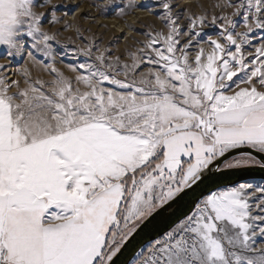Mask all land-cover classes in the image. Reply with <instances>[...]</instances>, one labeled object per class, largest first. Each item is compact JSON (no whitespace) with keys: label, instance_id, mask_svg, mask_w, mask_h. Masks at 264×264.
<instances>
[{"label":"snow or ice","instance_id":"obj_1","mask_svg":"<svg viewBox=\"0 0 264 264\" xmlns=\"http://www.w3.org/2000/svg\"><path fill=\"white\" fill-rule=\"evenodd\" d=\"M94 6L0 0V264H264V0Z\"/></svg>","mask_w":264,"mask_h":264},{"label":"rangeland","instance_id":"obj_2","mask_svg":"<svg viewBox=\"0 0 264 264\" xmlns=\"http://www.w3.org/2000/svg\"><path fill=\"white\" fill-rule=\"evenodd\" d=\"M144 2L149 3L150 0H144ZM218 2H222V0H177L178 7L186 10L190 9L197 13L201 11L200 6L211 11V6ZM54 3L67 6L62 7L57 11V16H64L65 12H67L68 14L64 18L69 21H73L76 17H79L78 22L81 28L89 29L88 32L83 33L85 37L95 35L101 45L110 44L114 51H122L125 46L131 45L132 41L128 39L130 36H135L137 39H143L139 32H132L130 29L126 28V23L133 24L137 29H140L141 25L137 23L138 19L143 20L145 23L152 19L151 17H147L146 13L138 9H133L128 15H125L122 18L111 13L107 16L102 15L94 5L106 4L107 0H54ZM226 11H228V9H226ZM134 17H136V19L131 20ZM111 23L121 25L123 30H121V32L117 31ZM69 35L74 36L72 29L61 33V38H66ZM2 62L3 61L0 60V63ZM71 62L72 57L69 56L66 58L65 63ZM12 71H15V66L12 68Z\"/></svg>","mask_w":264,"mask_h":264},{"label":"water","instance_id":"obj_3","mask_svg":"<svg viewBox=\"0 0 264 264\" xmlns=\"http://www.w3.org/2000/svg\"><path fill=\"white\" fill-rule=\"evenodd\" d=\"M264 176V174L259 172H250V173H242L241 179H252L254 182H264L260 180V177Z\"/></svg>","mask_w":264,"mask_h":264},{"label":"bare ground","instance_id":"obj_4","mask_svg":"<svg viewBox=\"0 0 264 264\" xmlns=\"http://www.w3.org/2000/svg\"><path fill=\"white\" fill-rule=\"evenodd\" d=\"M141 14V13H140ZM142 16V15H141ZM139 18V17H138ZM141 18V17H140ZM136 17L132 18L131 20H135ZM111 25H114V28L117 30V31H120L123 30V27L121 25H118L117 23L114 24V23H111ZM112 27V26H111Z\"/></svg>","mask_w":264,"mask_h":264}]
</instances>
